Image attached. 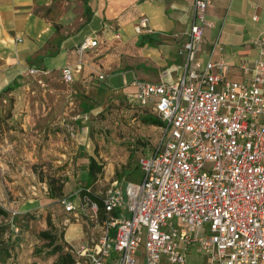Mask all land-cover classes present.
Here are the masks:
<instances>
[{
    "label": "built area",
    "instance_id": "built-area-1",
    "mask_svg": "<svg viewBox=\"0 0 264 264\" xmlns=\"http://www.w3.org/2000/svg\"><path fill=\"white\" fill-rule=\"evenodd\" d=\"M210 3L192 0L175 75L164 69L157 81H131L130 99L161 121V134L137 157L140 182L114 181L96 195L101 207L86 194L79 199L99 232L78 245L67 242L73 264H182L191 245L209 264H264V36L255 41L253 65L240 64L246 77L226 78L222 56L196 55ZM133 29L150 31L147 17ZM98 43L85 37L77 44L79 58L59 69L61 81H73L85 64L82 53ZM61 202L75 219L77 208L85 211L73 200Z\"/></svg>",
    "mask_w": 264,
    "mask_h": 264
},
{
    "label": "crops",
    "instance_id": "crops-1",
    "mask_svg": "<svg viewBox=\"0 0 264 264\" xmlns=\"http://www.w3.org/2000/svg\"><path fill=\"white\" fill-rule=\"evenodd\" d=\"M79 1L85 19L89 17L86 22L84 19V30L74 35L62 36L56 48L50 46L43 48L42 44L45 40L55 34L52 35L49 31L50 21L39 13L38 7L48 5L51 0H0V90L12 82L16 83L14 89L21 87V82L24 81L26 71L28 73L30 67L45 72L53 67L60 69L66 64L74 63L79 58L77 44L85 37H96L99 40L96 47L82 53L81 58L85 64L79 72L74 74L71 82L73 83L79 77L85 93L89 90L102 92L108 96L119 95L122 92L129 93L132 91L131 81L134 78L157 81L160 72L164 69L172 75L177 73L182 61V56L177 53V49L185 40L192 0H87L90 7L88 15L83 10L82 0ZM141 16L147 17L150 31L136 33L133 25ZM207 20L210 25L203 28L196 55L201 61L209 57L217 59L222 56L228 64L226 78L244 79L246 75L242 73L240 64L246 63L252 66L259 57V47L255 41L264 36V0H211L207 8ZM115 33H118L119 37H115ZM140 35H149L153 37L154 42L139 44ZM56 36L55 39L58 37ZM113 37L118 38V41L116 40V43L120 45L118 52L122 54L120 57H123L125 62L122 67L109 69L106 56L98 59V62L88 61L90 51L101 52L103 48L108 47V45L103 46L102 38ZM133 42L134 45H132ZM213 47L215 50L211 53ZM262 47L264 48V44ZM47 51L55 53L48 55ZM37 53L42 60L37 63L35 59H32L29 62L28 58H32ZM97 73H102L104 77L98 79ZM91 78H95L96 82H91ZM89 83L92 84L89 85ZM84 107L82 110L89 111L87 107L83 109ZM138 107L145 114L147 113L144 108ZM120 112L126 115L123 110ZM82 122L81 120L74 122L76 137L80 134L79 140L82 141L76 139L75 142H71L70 147L71 153L74 154V162L80 163V167H77L80 174L73 170L72 175L66 179L64 189L68 182L71 183L70 188L75 189H79L81 184L85 185L90 156L94 157L102 167L87 189L99 180L112 176L115 163L109 162L127 158L126 153L120 158L115 155L117 150L126 148V144L122 146L114 143L105 144L102 138L99 148L96 149L95 144H91L86 136V123L83 125ZM109 127H112L110 122L104 125V128ZM98 135L103 137L105 133L99 131ZM154 144L149 143L147 139H140L136 151L137 153L146 152ZM66 146L64 145V148ZM129 146L133 145L129 144ZM121 162L119 164H126L123 159ZM28 165L29 163H0V200H5L6 204L5 202L3 204L12 208L15 214L28 210L24 207L25 201H36L41 196L38 186L44 182L35 179L34 175H27ZM111 167L112 170L109 169ZM8 170L9 174L3 176ZM105 170L110 174L109 176L106 175ZM126 170L123 172L125 173ZM102 174L104 176H101ZM69 178H71L70 181H68ZM113 180L117 181L118 186L121 185L117 178H113L110 182ZM32 196L37 197L32 198ZM189 250L190 248L186 251L185 260L189 256ZM27 252L29 249L19 243V251L15 257L0 253V264L40 263L36 256H29ZM201 255L204 257L203 264H209V259L202 252ZM185 260L182 264H185ZM161 264L168 263L163 259Z\"/></svg>",
    "mask_w": 264,
    "mask_h": 264
},
{
    "label": "rangeland",
    "instance_id": "rangeland-1",
    "mask_svg": "<svg viewBox=\"0 0 264 264\" xmlns=\"http://www.w3.org/2000/svg\"><path fill=\"white\" fill-rule=\"evenodd\" d=\"M38 11L48 18L49 31L52 35L55 34L45 40L43 48H56L62 36L74 35L84 30L85 14L79 0H51L48 5L38 7ZM117 39L102 38L103 46L108 47L101 52L90 51L88 61L98 62V59L106 56L109 69L122 67L125 62L120 57L122 54L118 52L120 45L116 43ZM90 81L96 82V79L91 78ZM21 83V87L0 95V163H29L27 175H34L35 179L43 181L44 184L38 186L41 191L39 200L25 201L24 207L28 209L25 212L13 215L10 213L12 208L6 207V201L0 200V209L4 212L0 213V224L5 223L3 227H6L3 228L5 232L0 234V249L10 240L8 235L11 232L12 239L29 249L27 255L36 256L39 264H52L57 259V253L51 256L46 254L47 240L40 236V231L55 230L58 235L57 242L62 245L64 252L67 251L68 243L78 245L90 241L99 232V224H95L89 208L79 200L82 197L81 187L84 185L81 184L79 189H75L70 188L71 183L68 182L64 189L66 179L72 175L73 170L80 174L77 169L80 163L74 162V154L70 150L71 142L79 140L80 137V134L76 137L74 122L81 120L83 125L86 123V136L91 144H95L96 149L99 148L102 138L105 144H126V148L117 150L115 155L120 158L126 153L127 158L109 162L115 163V169L109 168L113 169L112 176L99 180L88 189L97 196L116 181L110 182L113 178H117L121 187L127 181L137 183L142 180L143 172L137 165V155L143 152L137 153L136 146L140 139L155 143L161 134V128L142 121L145 113L130 99L128 92L110 96L94 90L85 93L79 77L73 83L61 81L59 67L37 74L26 71ZM84 106L89 111L82 110ZM121 110L126 115H122ZM108 122L112 127L104 128ZM71 130L74 132L73 136ZM99 131L105 133V136H99ZM64 145L67 146L64 148ZM100 145L103 147L102 143ZM122 159L126 164H119ZM125 169L127 170L124 173ZM6 174H9V170L3 176ZM48 183L52 192L48 190ZM62 198L73 200L76 206H84V213H80L77 208L78 217L75 219L72 212L64 209ZM189 248L185 264H203L201 251L195 245Z\"/></svg>",
    "mask_w": 264,
    "mask_h": 264
},
{
    "label": "trees",
    "instance_id": "trees-1",
    "mask_svg": "<svg viewBox=\"0 0 264 264\" xmlns=\"http://www.w3.org/2000/svg\"><path fill=\"white\" fill-rule=\"evenodd\" d=\"M83 2V10L86 13V15H88V12L90 10V7L88 5L87 0H82ZM89 19V17L87 16L85 19V22ZM139 44H144L145 42H154L153 37L149 36V35H140L139 39H138ZM59 44V42H58ZM55 52H50L47 51L46 54L48 55H53ZM40 56L39 53L35 54L32 58H28V61L31 62V60L35 59V61L38 63L40 60H42V57H38ZM16 87V83L12 82L9 83L7 85H5L1 90H0V95L3 92H7V91H11ZM83 109H87V108H83ZM142 121L148 124H153V125H157L160 126L162 123L161 121L149 114L146 113L143 117H142ZM101 164H98V162L94 159V157L90 156L89 160H88V166H87V182L85 183V185L81 190V194L82 195H87L90 199L96 201L98 203V205L101 207L102 203L99 200V198L94 195L92 192L88 191L87 187L90 185L91 182H93V180H95L96 174L99 173L101 171ZM48 190L50 192H52V187L51 185L48 183ZM0 213L4 214V212L0 209ZM5 224V223H3ZM0 224V234L4 233L5 231H3L4 229H6V227H3L4 225ZM4 228V229H3ZM10 240L7 241V243L1 247L0 249V253L6 255V256H11V257H15L17 255V252L19 251V242L16 239H12L13 235L11 232H9ZM40 236L43 237L44 239H46V247H47V252L46 254L51 256L57 253V259L52 263V264H73L74 262V258L73 256L69 253V252H64L63 251V247L60 243L57 242V232L51 229H45L40 231ZM65 242V241H62ZM13 253V254H12Z\"/></svg>",
    "mask_w": 264,
    "mask_h": 264
}]
</instances>
